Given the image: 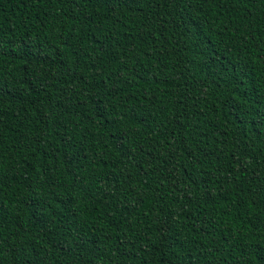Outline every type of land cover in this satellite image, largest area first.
Masks as SVG:
<instances>
[{
  "label": "trees",
  "instance_id": "trees-1",
  "mask_svg": "<svg viewBox=\"0 0 264 264\" xmlns=\"http://www.w3.org/2000/svg\"><path fill=\"white\" fill-rule=\"evenodd\" d=\"M0 264H264V0H0Z\"/></svg>",
  "mask_w": 264,
  "mask_h": 264
}]
</instances>
